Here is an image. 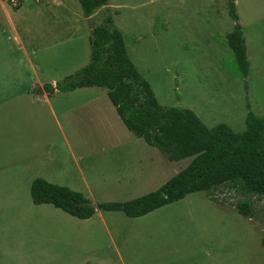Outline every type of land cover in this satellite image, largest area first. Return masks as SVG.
Instances as JSON below:
<instances>
[{"label": "rangeland", "instance_id": "374dc122", "mask_svg": "<svg viewBox=\"0 0 264 264\" xmlns=\"http://www.w3.org/2000/svg\"><path fill=\"white\" fill-rule=\"evenodd\" d=\"M227 2L108 0L86 20L85 29L88 35L93 25L111 15L131 61L160 105L189 108L208 127L223 122L240 132L249 110L264 116V0H234L246 43L247 75L239 71L225 44L224 36L235 23ZM88 90L84 97L107 91ZM114 112L108 124L100 125L104 143L145 144ZM79 123L81 134L93 135L97 143L98 123ZM145 150L165 168L148 181L130 179L133 184L125 191L118 187L117 168L122 167L119 173L127 181L132 165H126L131 160L123 152H94L88 147L55 151L52 170L46 169L57 184L83 196L90 190L94 198L89 201H125L155 190L192 159L170 161L152 146ZM28 190L22 185L15 193L0 189V264H264V196L244 193L240 187L223 184L210 195L192 192L139 217L96 209L88 219L51 204L36 205ZM240 200L251 204L252 216L238 213Z\"/></svg>", "mask_w": 264, "mask_h": 264}, {"label": "trees", "instance_id": "16d2710c", "mask_svg": "<svg viewBox=\"0 0 264 264\" xmlns=\"http://www.w3.org/2000/svg\"><path fill=\"white\" fill-rule=\"evenodd\" d=\"M107 1L78 0L84 17L105 6ZM227 10L235 23L224 36L225 44L232 51L239 71L247 75L246 43L234 0H228ZM83 86L106 88L125 127L160 150L168 160L189 156L192 159L155 190L125 201L96 202V208L80 204L88 200L80 192L38 177L30 185L34 204L49 203L71 216L87 219L96 209L139 217L192 192L204 191L210 195L223 184L264 196V116L249 110L245 128L235 132L223 122L206 126L189 108L160 105L149 82L131 61L123 34L111 15L91 28L88 63L57 81L54 88L50 83L44 85L50 93ZM236 208L243 216H252L248 201H238ZM261 244L264 246V235Z\"/></svg>", "mask_w": 264, "mask_h": 264}, {"label": "crops", "instance_id": "0c3cea01", "mask_svg": "<svg viewBox=\"0 0 264 264\" xmlns=\"http://www.w3.org/2000/svg\"><path fill=\"white\" fill-rule=\"evenodd\" d=\"M94 13L82 16L75 0H27L18 8L0 0V189L6 193H15L22 185L30 195L31 182L38 177L57 184L46 168L52 166L55 151L72 152L73 148L113 150L130 158L127 181L119 173L122 167L117 168L118 187L123 191L131 188L130 179L148 181L165 168L151 150H145L150 146L146 142L104 143L105 130L100 125L108 124L116 111L107 91L84 97L88 89L98 86L53 93L44 87L50 83L54 88L57 81L88 63L91 30L87 35L85 23ZM81 119L98 123H93L97 143L93 135L81 134ZM88 193L85 198H94Z\"/></svg>", "mask_w": 264, "mask_h": 264}, {"label": "built area", "instance_id": "2783aa9c", "mask_svg": "<svg viewBox=\"0 0 264 264\" xmlns=\"http://www.w3.org/2000/svg\"><path fill=\"white\" fill-rule=\"evenodd\" d=\"M25 1L27 0H7L8 4L13 7V8H18L19 6H21ZM30 1H34V2H39L42 0H30Z\"/></svg>", "mask_w": 264, "mask_h": 264}, {"label": "water", "instance_id": "95a60500", "mask_svg": "<svg viewBox=\"0 0 264 264\" xmlns=\"http://www.w3.org/2000/svg\"><path fill=\"white\" fill-rule=\"evenodd\" d=\"M80 204L96 208V202H93V201H89V200L82 201L80 202Z\"/></svg>", "mask_w": 264, "mask_h": 264}]
</instances>
